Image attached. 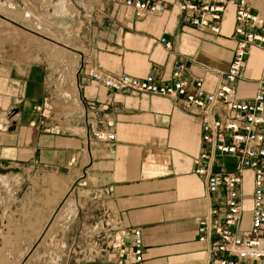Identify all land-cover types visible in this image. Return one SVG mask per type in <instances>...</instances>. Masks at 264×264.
Wrapping results in <instances>:
<instances>
[{"label":"crops","instance_id":"crops-1","mask_svg":"<svg viewBox=\"0 0 264 264\" xmlns=\"http://www.w3.org/2000/svg\"><path fill=\"white\" fill-rule=\"evenodd\" d=\"M18 1L21 10L30 5ZM101 1L86 24H71L80 45L67 61L41 66L29 39L21 57L0 55V223H44L65 197L78 205L97 199L119 238L140 230L145 264H209L197 219L221 208L223 197L207 194L193 173L198 110L180 98L114 94L89 72L151 74L166 83L181 62L185 80L215 91L232 59L233 11H226L220 37L184 24L171 0L162 14L142 18L123 0ZM262 77L264 50L251 47L233 85L237 97L251 100ZM92 132L114 139L88 141ZM245 179L249 186L250 174Z\"/></svg>","mask_w":264,"mask_h":264},{"label":"built area","instance_id":"built-area-1","mask_svg":"<svg viewBox=\"0 0 264 264\" xmlns=\"http://www.w3.org/2000/svg\"><path fill=\"white\" fill-rule=\"evenodd\" d=\"M168 1L123 0L122 5L142 18L162 14ZM172 1L184 14V24L220 37L225 13L233 11L232 59L215 91L207 92L200 80H185L181 62L174 65L166 83L151 74L109 76L95 70L89 78L114 94L180 98L198 110L201 150L193 173L203 177L207 194H222L223 204L197 219V242L208 246L209 264H264V77L249 101L240 100L233 87L249 49L264 50V17L248 0ZM159 42L169 46L165 39ZM91 139L111 141L114 135L92 132ZM245 173L250 174L248 204ZM117 247L115 264H145L139 229L128 241L118 239Z\"/></svg>","mask_w":264,"mask_h":264},{"label":"rangeland","instance_id":"rangeland-1","mask_svg":"<svg viewBox=\"0 0 264 264\" xmlns=\"http://www.w3.org/2000/svg\"><path fill=\"white\" fill-rule=\"evenodd\" d=\"M24 1L30 5L21 10L18 0H0V55L8 59L21 57L20 46L29 39L32 60L38 58L41 66L48 67L67 61V56L78 49L80 44L72 39L71 24H86V15L102 2ZM248 1L264 17V0ZM59 4L63 7L62 16L54 14ZM245 186L248 204V183ZM118 239L115 225L100 200H82L78 205L65 197L52 208L44 223H0V264H115Z\"/></svg>","mask_w":264,"mask_h":264},{"label":"bare ground","instance_id":"bare-ground-1","mask_svg":"<svg viewBox=\"0 0 264 264\" xmlns=\"http://www.w3.org/2000/svg\"><path fill=\"white\" fill-rule=\"evenodd\" d=\"M246 174V173H245ZM248 188H249V190H250V179H249V186H247ZM250 193V192H249ZM250 195V194H249Z\"/></svg>","mask_w":264,"mask_h":264}]
</instances>
